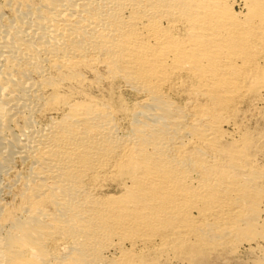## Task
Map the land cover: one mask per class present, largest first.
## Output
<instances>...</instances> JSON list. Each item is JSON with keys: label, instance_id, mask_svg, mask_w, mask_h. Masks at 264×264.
<instances>
[{"label": "bare ground", "instance_id": "obj_1", "mask_svg": "<svg viewBox=\"0 0 264 264\" xmlns=\"http://www.w3.org/2000/svg\"><path fill=\"white\" fill-rule=\"evenodd\" d=\"M13 158L0 264H264V0H0Z\"/></svg>", "mask_w": 264, "mask_h": 264}, {"label": "rangeland", "instance_id": "obj_2", "mask_svg": "<svg viewBox=\"0 0 264 264\" xmlns=\"http://www.w3.org/2000/svg\"><path fill=\"white\" fill-rule=\"evenodd\" d=\"M254 119V118H253ZM253 119H251V122L249 123L250 124V126H254V125H256L257 124V122L255 121V119L253 120ZM252 121H254V122H252ZM12 164V168L10 169L11 171L9 172V171H7L6 172V175H4L5 173H2L1 171H0V200L1 201H3V202H5V203H8V204H10L11 203V201L10 200H12V197H13V194H15L16 193V191H17V188H18V183L17 184H15L16 183V180L15 181H13L12 179H13V176L15 175V174H17V173H19V171H20V173L19 174H23L24 172H25V167H23V165L21 166V163L20 162H18V161H16V159L15 158H13V162H11ZM20 165H19V164ZM16 164V165H15ZM21 167V168H20ZM23 167V168H22ZM24 170V171H23ZM14 172V173H13ZM11 173V174H10ZM4 175V176H3ZM9 175V176H8ZM12 175V176H11ZM5 176H7L6 178H5ZM2 177V178H1ZM9 177V178H8ZM12 180V181H8V180ZM18 182V181H17ZM6 184V186H3V185H5ZM3 184V185H2ZM14 184V185H13ZM16 185V186H15ZM1 186H3V187H1ZM11 186V187H10ZM13 186V187H12ZM7 188L8 190H6V189H1V188ZM9 189H10V191H9ZM7 194H10L9 196H5V195ZM2 198V199H1ZM5 198V199H4ZM8 198V199H7ZM245 248H241L240 249V252L238 251L237 253H236V255H235V257H231V258H225V259H223V260H221V261H223L224 262V260H226V262H222L223 264H255V259H256V253L257 252H253L254 253V255H253V253H251V252H247V250H244ZM249 253V254H248ZM253 255V256H252ZM255 259H254V258ZM233 259V260H232ZM231 262L232 261V263H230L229 261ZM239 260V261H238ZM247 260H248V262H247ZM221 261H218L219 263H216L217 261H215V262H213V264H222L221 263ZM252 261V263H250ZM211 262V263H212ZM243 262V263H242ZM254 262V263H253ZM210 263V264H211ZM175 264H182V263H175Z\"/></svg>", "mask_w": 264, "mask_h": 264}]
</instances>
